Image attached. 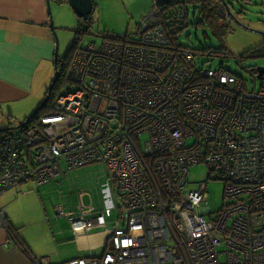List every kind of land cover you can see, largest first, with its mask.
I'll use <instances>...</instances> for the list:
<instances>
[{
	"label": "built area",
	"instance_id": "1",
	"mask_svg": "<svg viewBox=\"0 0 264 264\" xmlns=\"http://www.w3.org/2000/svg\"><path fill=\"white\" fill-rule=\"evenodd\" d=\"M188 23L184 2L155 0L139 36L76 51L52 111L0 131V193L94 163L111 182L113 218L100 200L53 207L76 237L104 232L102 252L51 264H264V85L208 66L218 52L184 44ZM199 163L224 182L219 210L207 183L188 188ZM7 216L6 244L24 249Z\"/></svg>",
	"mask_w": 264,
	"mask_h": 264
},
{
	"label": "crops",
	"instance_id": "2",
	"mask_svg": "<svg viewBox=\"0 0 264 264\" xmlns=\"http://www.w3.org/2000/svg\"><path fill=\"white\" fill-rule=\"evenodd\" d=\"M242 11L239 12L244 14ZM50 22L48 0H0V123L12 122L22 117V112L30 111L29 97L49 81L56 69ZM229 22L233 29V21ZM196 26L205 27L197 22ZM256 47L262 49L264 41ZM259 54H264V49L256 55ZM66 179L68 183L64 180L61 187L56 181L40 186L27 182L0 193V208L7 213L16 237L25 247L8 246L9 233L0 228V264H51L102 252L104 232L96 230L76 237L68 219L55 217L53 207L60 203L87 207L100 200L109 211L108 196L114 199L109 178L101 165L94 163L69 170ZM96 181L98 184L93 185Z\"/></svg>",
	"mask_w": 264,
	"mask_h": 264
},
{
	"label": "rangeland",
	"instance_id": "3",
	"mask_svg": "<svg viewBox=\"0 0 264 264\" xmlns=\"http://www.w3.org/2000/svg\"><path fill=\"white\" fill-rule=\"evenodd\" d=\"M97 2V9L95 11V18L93 22L92 32L89 34L81 35L77 39V28L79 26L80 17L75 13L70 4H54L52 3V16L54 20V26L59 38V55L60 59L65 58L70 47L77 40L76 47L88 46L91 42L96 43L98 46L103 43L104 37L101 33L104 30L125 33L126 31L137 35V25L141 19L152 11L155 0H95ZM222 3V0H217ZM231 10L237 19L247 23V26L253 30H247L245 28L236 25L233 22V30L224 34L219 42V38L216 37L211 29L196 26L197 18L193 15L189 16L188 25L182 30L181 41L198 50L202 48H208L205 44L212 43L214 47L221 46L222 50L216 53L214 56H208V54L202 56V60L207 62L208 66L217 67L223 61L224 64L241 75L247 82L249 87H252L253 82H256L258 87L264 85V81L256 78L253 68L259 65L264 66V56H250L248 49L256 47V45L262 44L264 41V35L260 32H264V0H231ZM223 4V3H222ZM55 5V6H54ZM244 7V14L240 13ZM207 42V43H206ZM224 50V51H223ZM64 56V57H63ZM66 59V58H65ZM70 59V57H69ZM55 63V60L53 64ZM56 69L53 70V75L42 87H39L29 97L30 111L20 115L19 119H14L12 122L0 123L1 127L19 126L21 121L26 117H29L35 112L40 103L45 101L49 95V89L55 79ZM67 85L60 84V88L64 89ZM52 107V103H51ZM20 114V113H19ZM41 114V113H39ZM38 114V115H39ZM19 127H14L10 132H18ZM149 137V133H144L141 137L136 138V143L142 152H145V141ZM210 171L205 163H199L192 165L190 168L189 184L188 188L197 189L200 183H207L208 191V205L213 210H219L225 203V189L224 182L219 179L209 178ZM68 179H65L64 183H68ZM110 181V180H109ZM208 181V182H207ZM75 181H72V185ZM111 183V182H110ZM98 184L96 181L93 185ZM61 187V185H59ZM61 189V188H60ZM74 189V187H73ZM76 193V192H75ZM112 193V192H111ZM61 195V193H59ZM64 190L63 195L66 196ZM109 208H112L113 200L109 195ZM105 207L107 205L104 204ZM108 218L114 217L112 209L106 213Z\"/></svg>",
	"mask_w": 264,
	"mask_h": 264
},
{
	"label": "trees",
	"instance_id": "4",
	"mask_svg": "<svg viewBox=\"0 0 264 264\" xmlns=\"http://www.w3.org/2000/svg\"><path fill=\"white\" fill-rule=\"evenodd\" d=\"M228 1L231 3V0H228ZM93 2H94V8H93L92 14L86 20L83 18H80V20H79V26L76 30L77 39L81 35L93 33L92 32V28H93L92 26H93V22H94V18H95V16H94L95 11L97 9V2L95 0H93ZM185 3H189L187 10H188V12L190 9L192 10L193 16L195 18H197V23L204 25L205 26L204 28L211 29L213 31L214 35L219 38L218 43H220V41H222L221 38L224 36V34L233 30L230 26V22H229L230 18H229V15L227 13L226 8L224 7V5L222 3H219L217 0H186ZM243 9H244V7H243ZM242 12H244V11H242ZM138 26H139V23L137 25V29H138ZM101 36H103L104 38H110V39H123V38H125L126 40H128V39H131L133 37V33H130L128 31H126L125 33H115V32H110V31L104 30L101 33ZM76 44H77V40H75L73 45L70 47L68 53L65 55L66 59L64 58V60L63 59L58 60V64H57L56 68L60 72V77L54 83V86L52 88L53 90H55V89L58 90L60 88V84L64 83V75L67 72V69L71 63V59L74 56V54L76 53V51L80 48L85 47V46H83V47L77 48ZM205 45H207L208 48H202V50L209 49V50H214L217 52L222 50L221 46L216 48V47L212 46L213 45L212 43L205 44ZM212 47H214V48H212ZM260 48H262V49H259L258 47L249 48L248 49L249 55L255 56L257 53H259V51H263L264 47H260ZM259 55H261V54H259ZM69 57H70V59H69ZM57 70H56V72H57ZM49 92H48V94H49ZM54 94H55L54 92L49 94L47 96L46 100L42 101L40 103L38 110L35 113H33L31 116L26 117L23 121H21V123L24 124L25 122L29 121L33 117H36V115H38L39 113L52 111L51 103H52Z\"/></svg>",
	"mask_w": 264,
	"mask_h": 264
},
{
	"label": "water",
	"instance_id": "5",
	"mask_svg": "<svg viewBox=\"0 0 264 264\" xmlns=\"http://www.w3.org/2000/svg\"><path fill=\"white\" fill-rule=\"evenodd\" d=\"M68 1H69L70 6L73 8V10L75 11V13L80 18H83V19L86 20V19H88V17L93 12V8H94V2H93V0H68ZM172 1H179V2H183L184 1L185 2L186 0H157V2L160 5H167L170 2H172ZM48 3H49V13L51 15V22H50V26L49 27H50V30H51L53 36L55 37V45H56V47H55V52H54V60H55V67H57L58 60L61 58L60 55H59V38H58L56 29H55V26H54V20H53V16H52L51 0H48ZM222 3H223L224 7L227 10V13L229 15V18L233 22L235 21V23L239 27L245 28L247 30H253V29L249 28V26H247L244 22L240 21L239 19H237V17L234 16V14H233V12L231 10V7H234V4H231L228 0H222ZM260 33L264 35V32H260ZM212 48H214V47H212ZM261 55L264 56V54H261ZM56 70H57V68H56ZM253 72H254V74H255V76H256L257 79H259L261 81H264V66L259 65V66L254 67L253 68ZM59 77H60V72H59V70H57L55 79H54V81H53V83H52L49 91L52 90V88L54 86V83L57 81V79ZM35 112H33V113H35ZM12 127L13 126L1 127L0 128V131L6 130V129H10Z\"/></svg>",
	"mask_w": 264,
	"mask_h": 264
}]
</instances>
